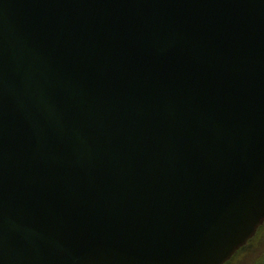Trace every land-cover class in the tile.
<instances>
[{
	"label": "water",
	"instance_id": "water-1",
	"mask_svg": "<svg viewBox=\"0 0 264 264\" xmlns=\"http://www.w3.org/2000/svg\"><path fill=\"white\" fill-rule=\"evenodd\" d=\"M264 222V0H0V264H224Z\"/></svg>",
	"mask_w": 264,
	"mask_h": 264
},
{
	"label": "rangeland",
	"instance_id": "rangeland-1",
	"mask_svg": "<svg viewBox=\"0 0 264 264\" xmlns=\"http://www.w3.org/2000/svg\"><path fill=\"white\" fill-rule=\"evenodd\" d=\"M224 264H264V222L256 234Z\"/></svg>",
	"mask_w": 264,
	"mask_h": 264
}]
</instances>
